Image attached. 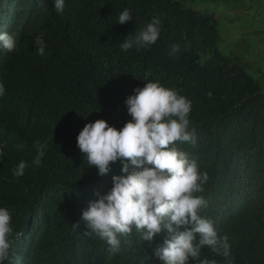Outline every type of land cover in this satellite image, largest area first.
Returning a JSON list of instances; mask_svg holds the SVG:
<instances>
[{"label": "trees", "instance_id": "1", "mask_svg": "<svg viewBox=\"0 0 264 264\" xmlns=\"http://www.w3.org/2000/svg\"><path fill=\"white\" fill-rule=\"evenodd\" d=\"M231 3L248 6L247 0H65L60 14L54 0H0L2 22L10 23L17 42L3 55L0 79L6 89L0 96V145L6 144L0 208L12 214L15 254L0 264H162L153 252L169 238L166 230L151 242L135 229L117 234L115 251L84 235L82 219L97 193L111 191L122 165L117 161L99 176L77 137L97 120L122 129L132 120L127 98L147 82L192 103L196 144L174 146L209 176L196 194L208 205L198 214L229 236L231 264H264V88L219 48L221 27L213 13ZM124 9L133 18L121 25ZM153 17L161 21L157 42L125 52L124 40ZM40 33L44 56L36 51ZM173 43L180 45L177 56L169 55ZM21 161L28 166L17 178L13 169ZM203 258L228 264L207 247Z\"/></svg>", "mask_w": 264, "mask_h": 264}, {"label": "clouds", "instance_id": "2", "mask_svg": "<svg viewBox=\"0 0 264 264\" xmlns=\"http://www.w3.org/2000/svg\"><path fill=\"white\" fill-rule=\"evenodd\" d=\"M235 5L231 3L227 10L240 7ZM64 9L65 0H54L57 13L62 14ZM132 18L131 11L124 9L117 22L123 25ZM238 19L244 29L249 25L247 17ZM160 24V19L153 17L134 37L128 36L121 48L126 52L134 46L143 48L155 44L160 36ZM223 27L226 28L224 24ZM232 27L237 28V25ZM34 39L37 54L44 56V34ZM16 46L15 31L0 17V79L3 55ZM180 50V45L173 43L169 55L177 56ZM134 91L135 95L125 102L132 120L122 129L97 120L86 124L77 137L78 148L88 165L98 169L99 176L109 174L110 165L117 161L122 165V175L112 176L111 191L106 195L97 193L98 199L90 202L82 213L87 228L84 235L98 237L118 251L117 234L127 236L135 229L143 240L151 242L166 230L169 238L153 252L154 258L162 264H189L190 260L196 264H217L215 259H201L205 247L231 264L229 236L219 235L213 222L198 214L208 205L202 195L196 194L204 191L203 185L209 176L199 171L197 162L186 152L174 146L176 142L196 144L195 129L190 130L191 101L159 82H147L142 89ZM5 93V86L0 83V96ZM4 147L6 144L0 145V157L5 155ZM27 166L26 161H21L13 169V175L22 177ZM11 223V212L0 208V262L9 258L10 251L15 254V242L10 239ZM78 227V223L72 226L74 230ZM221 263L224 262L221 260Z\"/></svg>", "mask_w": 264, "mask_h": 264}, {"label": "rangeland", "instance_id": "3", "mask_svg": "<svg viewBox=\"0 0 264 264\" xmlns=\"http://www.w3.org/2000/svg\"><path fill=\"white\" fill-rule=\"evenodd\" d=\"M260 1L264 2V0H247L248 6L235 7L226 12L214 10V17L220 22L222 40L219 48L222 53L242 65L264 88V8L259 7ZM239 17H247L249 25L245 29ZM232 25H237V28H230ZM251 51L258 54L244 55Z\"/></svg>", "mask_w": 264, "mask_h": 264}]
</instances>
